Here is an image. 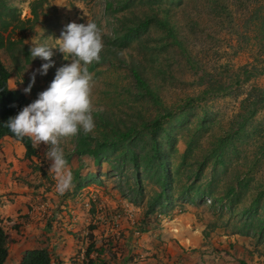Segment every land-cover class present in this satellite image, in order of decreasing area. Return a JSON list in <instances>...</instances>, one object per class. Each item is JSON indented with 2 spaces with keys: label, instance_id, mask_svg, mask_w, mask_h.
Wrapping results in <instances>:
<instances>
[{
  "label": "rangeland",
  "instance_id": "obj_1",
  "mask_svg": "<svg viewBox=\"0 0 264 264\" xmlns=\"http://www.w3.org/2000/svg\"><path fill=\"white\" fill-rule=\"evenodd\" d=\"M32 3L35 21L25 23ZM0 14L12 42L0 50L7 88L22 79L26 105L70 63L53 49L54 66L25 94L45 63L32 60V41L54 45L87 20L104 33L102 59L89 67L95 130L61 142L74 189L56 192L44 145L32 143L25 159L0 139L10 259L44 248L57 264H264V0H0ZM162 115L168 188L156 199L159 171L144 163L147 125Z\"/></svg>",
  "mask_w": 264,
  "mask_h": 264
},
{
  "label": "clouds",
  "instance_id": "obj_2",
  "mask_svg": "<svg viewBox=\"0 0 264 264\" xmlns=\"http://www.w3.org/2000/svg\"><path fill=\"white\" fill-rule=\"evenodd\" d=\"M103 35L94 21L87 20L86 23H69L60 37L54 39V45L32 41L29 48L32 60L39 58L45 63L32 72L28 86L23 89L25 94L30 93L37 73L46 75L54 66L53 49L70 63L57 68L48 87L4 124L17 139L28 137L35 146H45V160L50 161L55 190L61 196L74 189L73 175L61 142L81 133L87 136L95 130V80L89 67L102 59ZM22 83L21 79L18 84ZM18 84L9 90H17Z\"/></svg>",
  "mask_w": 264,
  "mask_h": 264
},
{
  "label": "trees",
  "instance_id": "obj_3",
  "mask_svg": "<svg viewBox=\"0 0 264 264\" xmlns=\"http://www.w3.org/2000/svg\"><path fill=\"white\" fill-rule=\"evenodd\" d=\"M35 3L30 4L29 10L32 16V19H26L25 23L32 24L35 21L36 17V9L33 7ZM17 21V19H14ZM22 23L20 21H17ZM261 25H264V14L261 16ZM8 26V22L4 21L3 15L0 14V50L4 47V42H7V46L12 45V42L6 40L2 36V32ZM137 28L142 29L144 28L143 23H140L135 28L130 30L124 31V37L127 41H130L137 36ZM126 41V42H127ZM135 80H138V84H141V80L138 77L136 72H132ZM9 79V73L7 72L6 68L2 65L0 61V139L7 138L12 140L13 142H17L23 148V156L25 159H30L34 155V147L32 145L31 139L28 137L23 138L22 140L17 139L7 127L4 126L5 122L9 119V117H14L18 114V112L26 106L27 100L23 96L21 92L18 90L12 91L7 88V80ZM259 92V90H257ZM264 93V90H262ZM262 102L264 99L261 98ZM247 114H252V112H247ZM168 115H162L153 119L148 125L149 129V139H150V159L148 162L144 163V168L149 170L148 165H152L154 169L159 171L157 174L158 184L160 188V193L156 197L159 199L161 197H166V191L168 188V170H167V163L164 155V150L161 147V144L157 142L156 135L160 131L163 122L167 119ZM172 141L171 136H166V144L170 146V142ZM126 155L128 161L132 164V166L136 169L138 166V157L130 150L129 147L126 148ZM124 159H125V156ZM122 156L117 158V161H120ZM126 160V159H125ZM150 211H152V207L150 206ZM90 238V236H89ZM8 242H9V235L6 231H4L0 227V264H4L7 256H8ZM90 245L88 246L85 257L87 259L88 254L90 252ZM85 264H93L91 260H86ZM18 264H57L51 260V255L46 249H32L27 250L22 255Z\"/></svg>",
  "mask_w": 264,
  "mask_h": 264
},
{
  "label": "crops",
  "instance_id": "obj_4",
  "mask_svg": "<svg viewBox=\"0 0 264 264\" xmlns=\"http://www.w3.org/2000/svg\"><path fill=\"white\" fill-rule=\"evenodd\" d=\"M21 257H22V255L20 257H18L17 260H16V258H11L10 259L9 256H7V259H6L4 264H18L20 259H21Z\"/></svg>",
  "mask_w": 264,
  "mask_h": 264
}]
</instances>
